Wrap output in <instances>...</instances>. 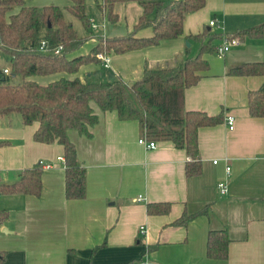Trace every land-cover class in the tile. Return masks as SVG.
Segmentation results:
<instances>
[{
  "label": "crops",
  "instance_id": "0c3cea01",
  "mask_svg": "<svg viewBox=\"0 0 264 264\" xmlns=\"http://www.w3.org/2000/svg\"><path fill=\"white\" fill-rule=\"evenodd\" d=\"M101 3L86 0L92 24L89 39L69 58L88 54L99 37L131 32L143 13L136 1L117 2L119 21L112 24ZM27 4L66 7L71 0H28ZM95 4L89 13L88 6ZM263 21L264 0H207L202 9L186 16L184 34L178 38L126 53L112 51L107 67L92 62L73 74L31 78L41 84L62 77L133 83L146 67L173 66L197 54L203 42L188 41L192 34H218L217 46L223 36ZM137 35L149 37L152 28ZM204 57L210 69L185 91V107L221 115L223 121L199 129L202 172L196 176L186 175L191 160L186 150L171 141L148 148L139 142L137 120H121L116 111L103 112L94 105L100 120L91 128L92 135L68 132L86 168V197L68 199L63 145L35 141L38 122L25 124L18 113L0 114V141L6 142L0 146V183L16 181L22 170L40 162L52 165L42 168L40 196L0 194V255L4 254L0 264H264V116L250 114L248 98L250 91L264 85V75L230 72L244 63L264 62V38L240 40L225 58L216 52ZM227 115L235 117L234 129L229 128ZM220 182L227 183L226 193L221 192ZM158 202H170V211L149 214L148 204ZM206 206L208 213L188 224L175 223L185 213ZM142 225L147 227L144 234L139 233ZM221 229L231 239L229 256L211 259L208 234Z\"/></svg>",
  "mask_w": 264,
  "mask_h": 264
},
{
  "label": "trees",
  "instance_id": "16d2710c",
  "mask_svg": "<svg viewBox=\"0 0 264 264\" xmlns=\"http://www.w3.org/2000/svg\"><path fill=\"white\" fill-rule=\"evenodd\" d=\"M28 0H0V50L4 52L9 71L18 83H10L11 76L0 67V114L18 113L25 124L38 122L34 140L42 143L58 142L64 147L66 166V197H86V168L79 162L76 145L70 140L69 130L91 136V128L100 120L94 105L103 112L116 111L121 120H137L141 137L149 141H171L186 150L191 160L186 164V175L202 172L198 133L201 127L223 121L221 115L187 110L185 91L195 86L210 69L207 53H215L214 41L218 34L208 31L188 36L202 41L199 52L188 55L173 66L146 67L141 78L133 83L123 79L113 82H93L79 77H62L41 84L31 77L54 73H76L82 65L101 61L99 53H126L184 34V21L190 13L202 9L207 0H102L99 7L110 22L119 21L115 4L136 1L142 8L134 29L122 36L99 37L98 44L86 55L69 58L68 54L81 48L89 37H81L66 11L80 19L88 31L91 21L86 0H71L66 7L30 6ZM152 28L149 37L138 36L143 28ZM230 38H264V21L260 24L227 35ZM45 41V49L42 48ZM61 50L56 53L55 51ZM236 75H264V62H248L231 68ZM249 112L254 117L264 116V85L249 93ZM5 141H0V146ZM42 166L36 165L20 172L11 183H0V194H30L40 196L43 190ZM170 202L149 203V214H166ZM208 213V206L194 214H184L175 223L188 224L195 216ZM231 239L226 230H211L207 240V256L225 260L229 256ZM4 254L0 255V262Z\"/></svg>",
  "mask_w": 264,
  "mask_h": 264
},
{
  "label": "built area",
  "instance_id": "2783aa9c",
  "mask_svg": "<svg viewBox=\"0 0 264 264\" xmlns=\"http://www.w3.org/2000/svg\"><path fill=\"white\" fill-rule=\"evenodd\" d=\"M217 24V21L215 19H213L211 22H210V25L214 26ZM240 42V39L239 38H230L228 36H223L221 42L216 46V54L220 57V58H225L226 54L228 53V51L230 50V48L233 46V45H236ZM45 41H43V45H42V48L45 49ZM62 47H60L59 49H57L55 52L58 53L60 50H61ZM98 58L101 60V62L107 67L109 65V55L105 54V53H99L98 55ZM4 72L6 74H8L10 71L9 69L5 68L4 69ZM226 121L229 125V128L230 129H234L235 127V117L233 115H227L226 116ZM139 142L143 145H145L146 147L148 148H155L157 146V142L155 141H149L146 137H141L139 139ZM215 163H217V160H215ZM40 165L42 166V168L44 169H49L52 167L51 164H48V163H43V162H40ZM231 170V167L228 165L227 166V172H230ZM220 190L222 193H226L228 191V186H227V183L226 182H220L218 184ZM139 200H140V197H139ZM1 230V229H0ZM147 231V227L145 225H142L139 227V233L140 234H144L146 233Z\"/></svg>",
  "mask_w": 264,
  "mask_h": 264
},
{
  "label": "rangeland",
  "instance_id": "374dc122",
  "mask_svg": "<svg viewBox=\"0 0 264 264\" xmlns=\"http://www.w3.org/2000/svg\"><path fill=\"white\" fill-rule=\"evenodd\" d=\"M96 7H97L96 4L94 6L89 5L88 6V12L90 13L91 11L95 10ZM66 17H67V20L68 21H72V24L75 26L76 30L78 31V34L81 37H88L87 36V35H89L88 32H87L88 30L86 29L85 25L83 24V22L80 19H78L73 14L69 13L68 11H66ZM111 23L112 24H115L113 22H111ZM7 66H9V64L7 62L6 55L4 54L3 51L0 50V67L1 68H4V67H7ZM7 75H10L11 76L10 83H13V84L18 83L19 80L21 79L19 77H17V78L12 77L11 72H9ZM93 82H95V81H93Z\"/></svg>",
  "mask_w": 264,
  "mask_h": 264
},
{
  "label": "water",
  "instance_id": "95a60500",
  "mask_svg": "<svg viewBox=\"0 0 264 264\" xmlns=\"http://www.w3.org/2000/svg\"><path fill=\"white\" fill-rule=\"evenodd\" d=\"M3 232H8V229L4 228V229H3Z\"/></svg>",
  "mask_w": 264,
  "mask_h": 264
}]
</instances>
